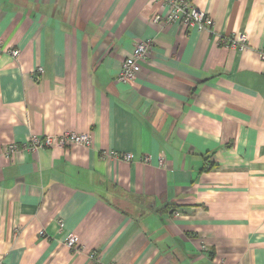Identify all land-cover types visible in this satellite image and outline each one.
<instances>
[{
	"label": "crops",
	"instance_id": "obj_1",
	"mask_svg": "<svg viewBox=\"0 0 264 264\" xmlns=\"http://www.w3.org/2000/svg\"><path fill=\"white\" fill-rule=\"evenodd\" d=\"M190 1L210 29L153 23L159 0H0V264H264V0ZM67 130L91 145L22 147Z\"/></svg>",
	"mask_w": 264,
	"mask_h": 264
},
{
	"label": "built area",
	"instance_id": "obj_2",
	"mask_svg": "<svg viewBox=\"0 0 264 264\" xmlns=\"http://www.w3.org/2000/svg\"><path fill=\"white\" fill-rule=\"evenodd\" d=\"M162 7L167 9L166 15L157 14L152 18L153 23H172L178 22L188 28L196 27L198 30L210 29L212 20L201 9L195 7L190 0H159ZM224 44L231 48H246V36L240 34L236 37H228L221 39ZM152 48V42L149 39L138 40L134 43L132 52L125 57L121 63L116 80L121 83H128L134 80L141 69L140 61L145 59ZM10 56L17 58L20 51L18 48L8 50ZM258 56L264 59V47L258 49ZM37 71L41 73L42 68L38 67ZM92 143V135L89 132H76L73 130L64 131L58 135H45L43 137L31 136L29 141L23 144V148L27 150H38L43 147H64L69 144H79L89 146ZM17 148L15 143L8 145L6 152H12ZM120 158L131 161L133 156L131 153H122ZM69 247L77 248L76 237L70 235L66 241Z\"/></svg>",
	"mask_w": 264,
	"mask_h": 264
}]
</instances>
